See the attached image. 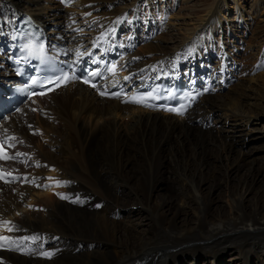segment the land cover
I'll return each mask as SVG.
<instances>
[{"label": "bare ground", "instance_id": "1", "mask_svg": "<svg viewBox=\"0 0 264 264\" xmlns=\"http://www.w3.org/2000/svg\"><path fill=\"white\" fill-rule=\"evenodd\" d=\"M80 1V15L91 25L87 39L72 19L59 32H47L46 7L39 0H0V50L7 49L16 17L29 12L53 54L92 52L96 45L124 57L122 71L112 63L111 82L124 75L139 84L175 71L198 88L199 98L188 113L172 116L98 98L92 89L68 82L6 117L3 128L18 139L13 150L23 155L4 164L19 179L0 183V234L9 245L0 251V264H251L248 254L256 256L253 264H264V150L249 160L241 145L254 139L250 124L264 118V82L250 76L211 95L223 90V71L217 75L208 63L214 52L197 60L191 50L168 46L176 38L169 41L149 27L158 42L131 57L132 37L119 34L134 36L138 20L125 22L121 13H134L137 0L121 4V10L108 6L113 0ZM225 1L211 0L199 31L216 27ZM4 57L0 79L9 76ZM219 118L246 129L231 139L213 123ZM259 189L257 197L253 192ZM143 221L148 224L142 228ZM34 236L39 239H25ZM186 244L193 246L171 251Z\"/></svg>", "mask_w": 264, "mask_h": 264}, {"label": "rangeland", "instance_id": "2", "mask_svg": "<svg viewBox=\"0 0 264 264\" xmlns=\"http://www.w3.org/2000/svg\"><path fill=\"white\" fill-rule=\"evenodd\" d=\"M39 1H41L42 4L46 7L45 8L43 6L46 10L42 11V14L45 16V19L47 21V28H46L47 32H54V31L59 32L60 27L63 26L64 22H70L71 19L73 21L77 17V19L74 21L75 23L73 22V25H77L76 24L77 21L79 24V27L77 26L78 27L77 29L85 33L84 29L83 30L80 29L83 28L82 24L85 22L84 26L86 27L87 32L85 33L84 37L86 39L88 38V36L90 35L89 33L90 31L88 32V30L91 25H87L86 23V20L89 17H87L86 19L85 16L83 18L81 15H79L81 10L80 0H66V1L60 0L63 1L62 2L63 8L57 0H39ZM127 1L130 0H125L124 2H122L121 0H113L109 2L108 6L110 8L114 7V9L116 10L118 9L121 10L120 6L122 7V5H124V3H127ZM136 2H137L136 7L134 8L135 11L131 15L125 11L124 12L120 10L118 11V12H122L121 13L123 14L122 16L124 17L126 16V20H124L125 22H128L129 17L131 22L134 21L135 16L136 17L138 16L136 18V21L137 20H139L140 22L142 21L141 24H139L138 21L135 22L137 30L139 29L138 30L139 32L136 30L137 38L134 37L136 34L133 36L124 30H120L122 32H120L119 35H121L120 37H122V39L126 38L123 37L125 34H129L136 42L134 47H132L133 50H130L131 51L130 53H133V51H135L131 57H137L139 53H143L144 52L143 46L147 45V43L151 42L154 45L155 42H158L159 40L158 34L152 37L147 33L150 30L149 27H151V31L165 34L168 37L169 41H171V38L173 39L176 38L175 40L177 43L173 44V42L171 41L168 43L169 47L178 45L177 48L178 47L180 49L182 48L184 51H186V53L191 50L190 52H192L193 55L196 56L197 60L201 58H205L209 52H214L211 60H209L208 63L211 64L210 67L217 75L219 74V72L223 71V79L221 80V84L223 83L221 88H223V90L222 92L220 91L211 92V95H217L218 93L223 94L227 92L229 87H232L233 85H238L247 78H250V76H253L252 78H255V83L264 82V0L225 1L226 2L225 6L220 9L221 20L218 22L216 27L208 28L209 27L208 26L207 27L208 32L204 34L203 31L201 32L199 31L201 30L199 29L200 27L198 28V26L200 25L199 20L200 18L209 16L204 12L205 11L204 9H206L208 5L211 4V0H137ZM103 12H106V10H104ZM236 12L238 13L236 14ZM120 16L121 15L117 17L119 18ZM57 17L58 18L62 17V19L58 20ZM99 17L102 18L103 15ZM116 18L115 20L118 19ZM218 18L219 16L216 14V19ZM60 22H61L60 25L59 24L56 25V23H60ZM245 28H247L246 30H248L247 33H243ZM142 31L145 32L144 35L145 39L143 38ZM87 33L88 35L86 36ZM54 36L57 35L54 34L53 37ZM120 37L118 39L122 40ZM149 38L152 39L150 40ZM205 39H209V41L206 42ZM143 40L145 41L143 42ZM163 44H165L164 41H162V45ZM200 44L203 46H201ZM207 47L211 49H208ZM213 47L217 49H214ZM218 48L220 50L222 48L230 56L228 57V55L224 51H218L219 50ZM123 59L124 57L122 56L121 61ZM226 61L228 62V65H226L227 64ZM119 63H120L119 65H121V62ZM233 64H235V66H233ZM238 65L245 68H241ZM239 72L242 74V76L238 75ZM214 77L216 78L215 74ZM255 83L254 81H250L248 82V85L253 86L255 85ZM260 102L264 105V99L261 100ZM216 121L218 122L220 128L227 130L228 134L232 135L230 137L231 139H234V137H236L237 132L241 128L243 130L246 129L241 125L240 126L235 125L233 122L229 120L219 118L213 121V123L215 124ZM208 125L209 126L212 125L211 120L208 122ZM250 125H251L250 128L253 131L252 136L254 139L252 140L247 139L246 141L241 142V145L244 149L248 151L247 154L248 159L254 160L258 152L264 150V118L263 117L257 118ZM17 126L21 128V125L19 123L17 124ZM27 127H29V125ZM201 129L207 131L208 128L201 127ZM12 193L14 194L15 190H12ZM253 194H255L258 197L261 195V190L260 189L257 191L255 190ZM220 202L226 205L227 200L226 198H224L223 200H220ZM225 211L228 212L227 207ZM120 219L122 218H119V220ZM146 223L148 224V221L140 222L139 225H141V227L143 228L144 225H146ZM199 244L198 247H204L203 243H199ZM192 246L193 245L191 244H186L180 246L183 247L182 250H179L180 247H174L171 249V251L172 252L173 250L183 251L186 248L188 249L192 248ZM226 252H227L225 255L226 258L228 256H231V253H229L228 249ZM246 252L247 251L244 250L242 251L241 254L246 255ZM247 257H248L247 259H249L251 264H253L256 256L248 254ZM230 260L231 259H226V263L224 264H229V263L236 264L235 262ZM146 261L147 260H145V262L144 263L142 262L141 264H145ZM139 263L140 261L139 262L136 261L134 264H139ZM201 264L204 263L201 262ZM205 264H209V263L205 262Z\"/></svg>", "mask_w": 264, "mask_h": 264}, {"label": "snow or ice", "instance_id": "3", "mask_svg": "<svg viewBox=\"0 0 264 264\" xmlns=\"http://www.w3.org/2000/svg\"><path fill=\"white\" fill-rule=\"evenodd\" d=\"M25 47L28 49V52H29V55H38L40 58H41V62L43 63L44 60L46 59L45 56H44V45L43 44H40L39 46L35 45V44H32V43H29L27 45H25ZM79 55V53H78ZM115 69V66H113V70ZM93 75H95V73H93ZM70 79V77H68L67 75H64L63 77H58L56 81H51L49 80L48 83L52 84H56L57 87L60 86V83L62 82H67L68 80ZM125 79H127V77H125ZM36 81H33V84H35ZM84 83L88 84L89 81L88 80H84ZM93 88L96 87L95 84H92L91 85ZM51 91V89H49ZM41 95H44V93H40ZM106 93L105 92H100V95H105ZM115 95H118V94H115ZM148 98L147 97H139V98H133V102L135 103H138V104H144L145 106H150L148 104H146V100ZM166 111H169V112H175L176 114L178 115H183V106H181V108H166L165 109ZM8 139H11V140H15L16 138L15 137H9ZM10 147L11 146H14V145H9ZM17 156H20V155H23L22 153H17L16 154ZM15 157H9L7 155V153L4 151V143L3 142H0V159L2 160H7V159H14ZM11 173H7L5 174L4 171L2 169H0V180H4L5 183H9L11 181H9L6 176H10ZM13 179H16V177H13ZM26 179V178H25ZM51 179V178H49ZM60 182L57 181V184H59ZM61 198H66L64 196H61ZM4 225H9L8 227V231H12L13 230V227L10 226L11 225V222L10 221H3L2 222ZM25 239H31V240H37L39 239V237H27ZM5 240H8V237H3V236H0V241H5ZM3 245H0V247H2ZM46 256H50L51 253H45Z\"/></svg>", "mask_w": 264, "mask_h": 264}]
</instances>
